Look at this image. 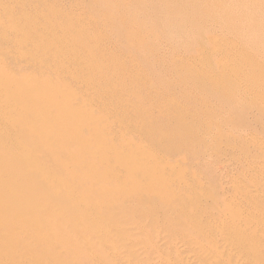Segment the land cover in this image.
<instances>
[{
	"label": "bare ground",
	"instance_id": "6f19581e",
	"mask_svg": "<svg viewBox=\"0 0 264 264\" xmlns=\"http://www.w3.org/2000/svg\"><path fill=\"white\" fill-rule=\"evenodd\" d=\"M60 1L0 0V264H155L148 252L159 264H264V126L241 116L264 120V0H157L147 17L220 9L175 16L201 43L180 65L161 60L158 87L145 52L129 60L101 36L79 38L75 8L121 29L120 0ZM151 24L129 46H152ZM239 27L250 37L224 45ZM103 82L127 86L91 88ZM206 149L215 163L203 171L181 156ZM228 156L238 173L215 175Z\"/></svg>",
	"mask_w": 264,
	"mask_h": 264
},
{
	"label": "rangeland",
	"instance_id": "374dc122",
	"mask_svg": "<svg viewBox=\"0 0 264 264\" xmlns=\"http://www.w3.org/2000/svg\"><path fill=\"white\" fill-rule=\"evenodd\" d=\"M34 1H36V0H34ZM66 1L67 0H61L59 3L61 4L62 7L70 8L69 5H68L69 2L67 3ZM120 1H121L120 2L121 6L124 8V9H122L120 11V14H119V16L121 17L120 19L122 20L121 29L120 28H112V27H110V25L107 22V17L104 16V15L101 18H99L101 21L103 20L106 23V25L103 27L102 23L100 22V20L95 19L96 21H94V20L90 19V12L91 11H89L88 9H86L85 11L84 10L82 11V9H80V8H75L73 10V12H72V14H74L75 17L77 18V21L75 23L76 24L78 23V27H80L83 24V27L86 29L83 33H79L80 40L82 42L90 41L92 38L94 40H96L97 39L96 35L98 37L101 36L102 37V40H101L102 45H106L107 47L110 48V50L114 51L115 53L123 51V49H126L127 51H129L125 55V56L128 57L129 60H132L129 57H134V56L138 55L141 52H145L146 55H147V58H145L146 60H144V62L146 63V65H143L144 64V62H143L141 64L142 69L145 68L144 70H146L147 67L149 65H151L150 68H149L151 70L148 72L147 77H150V79L152 78L154 80L153 83L155 82L154 85H156V87L164 86L165 82H168L169 80L167 79V77H168V72L166 70L167 64L165 65V62H163V61H166L168 59H172L174 61L176 60V62L178 61L176 64L179 63V65H180L179 61H183L181 59L185 58L184 56H186L185 54H187V52L191 49L190 47L192 46V44L194 43L196 46L197 45L199 46V44L201 43V42H199L200 40H197L196 42H193L194 41L193 39L196 40L197 36H192L190 34V32L188 34V31H190L189 28H186L185 24L181 22L182 20L181 19L177 20L176 17L177 16L178 17H180V16L182 17L183 15L184 16H190V17L193 16L196 19L199 17L201 19V21H205L204 19L207 18L206 15L209 14V12H213L214 8L211 9L210 11H207V12L203 8H200L198 10H195L194 13L190 9L189 10H186V9H180L179 10V9L176 8L177 9L176 13L178 12V14L174 13V17H169L168 14H165L163 16L162 13L159 14L157 12V14H158L157 16H153L152 15L151 16L152 18L149 17V16H148L149 17L148 18L147 15H149V13L152 12V8L156 7L158 5L157 0H150L149 2L143 1V0L141 2H136L137 0H120ZM171 8H173V7H171ZM216 8L214 9V11H219L220 10L219 7H218V9H216ZM127 9L130 10L129 13L126 12ZM223 10H221L220 12H222ZM30 12L33 13V10L30 9ZM141 16H144V20H147V19L149 20L150 19L149 23L150 24L152 23L151 24L152 25L151 28L155 29V32L152 33V35H154V38H152V46H150L148 48H145V49L142 48L140 50H137L136 46H129V45H132L134 43V41H135L134 38H131L134 35V33H132L131 30L135 26H137V27H141L142 25L144 27L149 26V23L145 25V23H142V22L139 21ZM155 17H157V19ZM219 21H221V22H219ZM256 22H260V20H256ZM214 23H218V24L225 23V24H227L226 22H223L220 19L216 20ZM225 24H222V25H225ZM253 24H255V22ZM253 24H251V25L254 26ZM257 26H260V28L262 27V29H263L264 25L263 26H261V25L254 26V28L252 29L253 30L252 33L260 34L258 32H260L261 29L258 31L257 29H259V27L256 29ZM241 29H242V27H239V28L235 29V32H237L238 34H232L231 36L228 35L225 38L223 37L224 38V40H223L224 41V45L233 46V47H239V45H241L245 40H247V38H249L251 34H248V36H247L246 35L247 32L245 30L241 34ZM121 30H123V34L125 36H128V38L124 41V43L127 45L126 48H119V44L118 43H119V41L121 39V35H122ZM171 30H173V32ZM183 30H185V31H183ZM138 31H139V29H138ZM143 31L144 30L141 29L139 32L142 33ZM171 32H172V34H171ZM46 42L47 43L50 42L49 38L46 39ZM198 42H199V44H198ZM116 43H117V46H116ZM231 43L235 44V45H232ZM216 51H219V50H216ZM148 57H149V59H148ZM128 59H125V61L129 62ZM161 60H163V61H161ZM94 65H95L94 63L91 64V66H94ZM130 65L132 67L136 68V66L133 63H130ZM43 72H45V70L41 69V70L35 71L34 73L36 75H40ZM151 85H152V83H151ZM126 86H127V84H124L122 82H116L112 86H109L105 82H103V84L100 83V84H98L96 86H93L91 88L92 89H96V90L104 89V91L114 90V93H116V92H120L122 87L125 88ZM39 87H40V85H39ZM44 90L47 91L46 93H48V94L56 93V91H54V90H50L49 91V90H47V88H44ZM152 90H154V89H152ZM74 91H75V88L74 87H70L68 96H71V98H73L74 96H80L78 94H75ZM129 91H132V88H130ZM153 94H154V96H156V94L153 93V92L150 93V94H147V96H153ZM188 94H190V96H193V93L191 91L188 92ZM35 96H39L38 93ZM57 96H60V94L58 93ZM136 96H138V95L136 94ZM206 96H210V94H207ZM55 107L58 109V111L60 113L63 112L64 109H66V106H59V104H56ZM244 108H245V105H244ZM244 110H247V107ZM242 114L244 115V114H246V112H243ZM242 114H241V116L244 117V120H245L244 124L246 123L247 125H249V127H250V125H253V127H258V128L263 129L264 120L261 121V120L257 119V121H256V119H255V121H254L253 117H251V114H247V115H244V116ZM75 120H76V118H75ZM75 120H74V123L66 126V127H69V126L71 127L69 130L66 128L68 130V132H70L71 136H76L74 131L81 128L80 126H79L80 128H76V127H78V124L76 123ZM69 122H71V120ZM110 127H113V128L116 127L118 129H120L118 127V125L115 122H113V121L110 122ZM54 131H51V132L54 133V134H57V133L60 132L58 129L54 130ZM112 136H115V135L112 134ZM88 137L89 136H85V138H88ZM104 139H109V138L107 136H105ZM182 153L183 154L181 156L185 157L186 161H188V162L193 163L194 161L197 162L200 159L199 160L200 163L198 162V164H199L198 166L201 165L199 167V169L202 168L201 171H203L204 168H206V167L208 168L210 165H213L215 163V161L208 160L209 159L208 157H210V155L212 153H211L210 150H207V149L204 151L203 155H201L200 158H195L193 154H190L191 152L187 154V152L183 151ZM228 158L230 159L229 156L227 158H225V159H227V160H225L227 162H225V161L223 162L222 161V163H219L218 166H216L217 163L215 164L216 167L213 170L214 172L212 171L215 175L222 174V173H223L222 175H225L226 173H229L228 171H230L231 174H235V175L238 173L237 172L238 170H235L237 168H235L234 165L232 166L230 164V161H228L229 160ZM230 160H232V159H230ZM227 163L230 164V165L228 166ZM227 166H228V170H227ZM221 168H223V169H221ZM221 171H222V173H221ZM224 172H226V173L224 174ZM211 173H210V176L206 175L208 177L207 179H210V181H211V182H209L210 183L209 186H211L212 188L215 187V186L217 187V179L215 177H212L213 175ZM149 254L151 255L150 257L153 258V260H154L153 262H155V264L156 263L159 264L160 260L155 259L154 258L155 256H153L151 253L148 252V255ZM138 264H150V263L146 261V258H143V259L140 260V262Z\"/></svg>",
	"mask_w": 264,
	"mask_h": 264
}]
</instances>
